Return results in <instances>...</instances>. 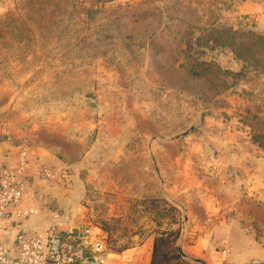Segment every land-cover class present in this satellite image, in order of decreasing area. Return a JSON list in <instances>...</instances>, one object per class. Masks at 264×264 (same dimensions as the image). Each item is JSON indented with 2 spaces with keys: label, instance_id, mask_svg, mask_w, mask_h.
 Listing matches in <instances>:
<instances>
[{
  "label": "rangeland",
  "instance_id": "obj_1",
  "mask_svg": "<svg viewBox=\"0 0 264 264\" xmlns=\"http://www.w3.org/2000/svg\"><path fill=\"white\" fill-rule=\"evenodd\" d=\"M237 2L0 0V108L80 105L87 122L102 120L99 135L97 127L87 132V148L100 135L120 139L105 156L94 153L103 161L83 177L81 218L73 223L103 229L106 251L178 229L183 214L174 201L136 192L145 173L152 190L160 170L208 173L202 145L216 133L205 124L214 116L230 121L225 92L240 91L246 102L237 118L248 109L256 133L264 130V45L254 43L264 33L235 14ZM155 31L163 33L144 49ZM225 41L243 58L220 46ZM145 110L156 122L142 120ZM176 136L182 141H169Z\"/></svg>",
  "mask_w": 264,
  "mask_h": 264
},
{
  "label": "crops",
  "instance_id": "obj_2",
  "mask_svg": "<svg viewBox=\"0 0 264 264\" xmlns=\"http://www.w3.org/2000/svg\"><path fill=\"white\" fill-rule=\"evenodd\" d=\"M235 12L251 20L264 33V0H238ZM224 99L228 102L224 115L230 121L208 116L205 124L216 133L208 136L202 145L206 146L203 149L209 158L208 173H162L160 170L154 190L147 179L151 173H145L142 187L136 192L142 198L156 194L169 197L182 211L176 246L181 260L188 264L264 261V150L254 145L247 126L237 118L246 102L240 91L225 92ZM86 114L80 105L72 108L66 104L61 107L35 104L29 108L20 103L13 107L6 102L1 105L0 170L16 165L18 145L28 147L29 170L23 205L37 210L28 221L7 229L6 240L13 239L20 228L42 229L50 225L54 203L60 205L69 224L81 218L79 194L84 189L83 177L85 173H95L97 162L103 161L98 156L93 158L94 153L99 149L97 152L105 156L116 141V146L120 145V139L102 140L100 135L87 148V132L98 128L99 135L102 120L99 114V118L87 122ZM144 119L156 122L146 110L142 113ZM169 141L177 144L182 137ZM192 156V163L193 160L197 163L199 150L193 151ZM38 166L66 169L67 176L45 180ZM96 234L105 236L106 233L100 229ZM156 235L129 249L110 253L109 264H151Z\"/></svg>",
  "mask_w": 264,
  "mask_h": 264
},
{
  "label": "built area",
  "instance_id": "obj_3",
  "mask_svg": "<svg viewBox=\"0 0 264 264\" xmlns=\"http://www.w3.org/2000/svg\"><path fill=\"white\" fill-rule=\"evenodd\" d=\"M16 165L0 170V264H109L110 252L105 250V237L92 232L87 226L75 227L66 221L65 215L55 209L53 221L46 228H20L13 239L6 240V230L14 224L28 221L37 214L32 206H24L26 178L29 170V149L16 147ZM45 180L66 177V169H40ZM78 236H73L74 229ZM219 264H264L252 259L247 262L231 261Z\"/></svg>",
  "mask_w": 264,
  "mask_h": 264
},
{
  "label": "trees",
  "instance_id": "obj_4",
  "mask_svg": "<svg viewBox=\"0 0 264 264\" xmlns=\"http://www.w3.org/2000/svg\"><path fill=\"white\" fill-rule=\"evenodd\" d=\"M164 11H166V8H164ZM167 29V27L164 28L163 32ZM163 32H151L147 33V39L146 41L142 42V47L145 49L147 46L149 47V41L148 39L154 38L157 35L162 34ZM254 38L256 41L254 43H257L258 45L263 46L264 45V37L261 35H254ZM181 42H179L180 44ZM235 43L230 41H225L224 43L221 42L220 46L224 47L225 49L229 50L230 54L243 58L242 54L238 53V48L231 45ZM259 59L256 58V61ZM250 111L246 110V116L241 117L240 121L244 126H247L248 132L250 134L252 142L256 143L258 147L264 150V130L260 133H256V127L252 123L249 122L247 119V115H249ZM103 230V229H102ZM179 236V230L173 229L171 231H163L160 232L155 236V239L153 241V250H152V259L151 264H188L186 261L181 260V256L178 253V249L176 246V239Z\"/></svg>",
  "mask_w": 264,
  "mask_h": 264
},
{
  "label": "water",
  "instance_id": "obj_5",
  "mask_svg": "<svg viewBox=\"0 0 264 264\" xmlns=\"http://www.w3.org/2000/svg\"><path fill=\"white\" fill-rule=\"evenodd\" d=\"M73 236L74 237H77L78 236V229L77 228L74 229ZM86 262L92 263V264H97V261L94 258H90Z\"/></svg>",
  "mask_w": 264,
  "mask_h": 264
}]
</instances>
